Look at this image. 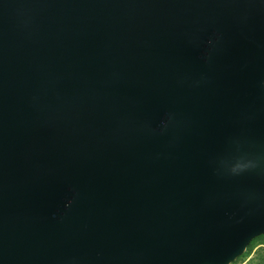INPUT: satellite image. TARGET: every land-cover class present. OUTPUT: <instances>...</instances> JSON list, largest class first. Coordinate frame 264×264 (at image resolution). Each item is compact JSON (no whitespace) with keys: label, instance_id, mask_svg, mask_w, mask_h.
<instances>
[{"label":"water","instance_id":"water-1","mask_svg":"<svg viewBox=\"0 0 264 264\" xmlns=\"http://www.w3.org/2000/svg\"><path fill=\"white\" fill-rule=\"evenodd\" d=\"M264 235V0H0V264H231Z\"/></svg>","mask_w":264,"mask_h":264},{"label":"trees","instance_id":"trees-1","mask_svg":"<svg viewBox=\"0 0 264 264\" xmlns=\"http://www.w3.org/2000/svg\"><path fill=\"white\" fill-rule=\"evenodd\" d=\"M264 235L257 237L256 239L252 240L251 243L249 244L247 251L251 252L254 246V243L261 238H263ZM240 260V257L233 263H237ZM231 263V264H233ZM247 264H264V247H259L257 248L254 252L252 257L249 259Z\"/></svg>","mask_w":264,"mask_h":264},{"label":"rangeland","instance_id":"rangeland-1","mask_svg":"<svg viewBox=\"0 0 264 264\" xmlns=\"http://www.w3.org/2000/svg\"><path fill=\"white\" fill-rule=\"evenodd\" d=\"M259 247H264V237L254 243L251 252H248L246 250V252L240 257V260L237 263H233V264H247L249 259L252 257L253 252Z\"/></svg>","mask_w":264,"mask_h":264}]
</instances>
